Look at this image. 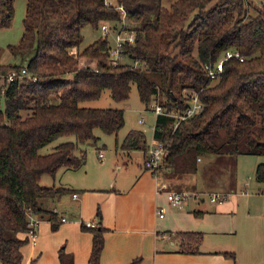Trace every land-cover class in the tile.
<instances>
[{"label":"trees","instance_id":"1","mask_svg":"<svg viewBox=\"0 0 264 264\" xmlns=\"http://www.w3.org/2000/svg\"><path fill=\"white\" fill-rule=\"evenodd\" d=\"M28 0L24 33L10 46L22 65L0 64V264H23L30 214L59 228V214L46 204L69 192L45 187L43 175L59 169H78L85 154L76 156V144L97 141L95 130L115 134L125 126V113L114 108H86L80 103L99 99L109 90L115 101L129 98L133 85L149 105L153 96L163 97L166 108L184 110L186 94H199L200 114L174 129V119L156 117L154 139L163 141L169 156L165 169L173 177L195 173L198 159L213 157L204 172L216 183L227 172L229 190L236 184L241 155L264 157V12L251 15L248 0ZM169 3V4H167ZM15 0H0V29L12 26ZM126 24L135 32V43L126 45L129 58L146 63L147 69L108 63L110 41L101 37L82 48L83 30L103 23ZM238 51L243 61L228 59L217 80H211L204 64L216 62L228 51ZM26 68L32 79L13 72ZM36 79V80H33ZM1 96L5 106L2 107ZM62 137H74L47 154L40 150ZM145 134L130 131L116 149L145 151ZM264 184V162L255 171ZM216 181V182H215ZM94 227L81 223L92 234L88 264H100L107 229L98 209ZM179 251L200 253L204 235L177 232ZM224 256L236 260L234 253ZM60 264H74L63 248ZM141 259L131 264H140Z\"/></svg>","mask_w":264,"mask_h":264},{"label":"crops","instance_id":"2","mask_svg":"<svg viewBox=\"0 0 264 264\" xmlns=\"http://www.w3.org/2000/svg\"><path fill=\"white\" fill-rule=\"evenodd\" d=\"M117 152L120 155L118 171H129L132 166L129 162L134 160L131 155L133 151L117 149ZM206 159L214 161L213 157ZM201 160L198 159L199 162ZM204 172L205 168H202V186L210 190L205 184ZM118 175H114L118 186L80 187L77 192L71 191L47 202V208L59 214L62 225L57 236H53L50 222L36 216L39 224L33 245L41 252L40 264H60L59 248L63 244L65 252L73 256L74 264H88L92 234L83 231L81 223H96L98 209L102 213V225L107 229L100 264H131L136 259H141L140 264H264V214L253 217L251 213L248 214L251 220L245 235L243 231L246 250H242L236 242L229 245L224 243V240L238 233L235 225L224 224L225 217L235 212L234 201L238 195L234 196L233 202L228 198L209 207L193 200L196 205L190 208L188 204L191 200H188L182 208H174L169 204L168 185L182 181L189 174L173 177L165 169L155 176L146 171L142 164L140 170L133 171L121 181ZM161 175L166 181L161 179ZM236 188L237 180L233 190L222 191L236 194ZM62 202L68 204L66 209L59 208ZM227 203L230 207H226ZM171 207L177 209L171 211V218L168 220L165 215L160 218V210L163 209L165 214ZM177 232L202 233L204 239L200 253L179 251ZM25 235L28 233L20 234V237ZM224 253H234L236 260L224 256Z\"/></svg>","mask_w":264,"mask_h":264},{"label":"rangeland","instance_id":"3","mask_svg":"<svg viewBox=\"0 0 264 264\" xmlns=\"http://www.w3.org/2000/svg\"><path fill=\"white\" fill-rule=\"evenodd\" d=\"M107 3L116 6V0H106ZM251 6V15H257L259 11L264 12V0H248ZM28 0H15V15L12 26L5 29H0V64L8 66L22 65L20 58L13 57L9 47L13 45H18L21 41L24 33V19L26 16ZM169 4V3H167ZM103 25V24H102ZM101 25V26H102ZM111 31L108 34V40L111 45L115 43V32L121 29V24L119 23H109ZM124 30L132 31L129 26L122 27ZM121 29V30H122ZM103 33L101 27L99 29H94L91 26H87L83 30L84 42L82 48L87 47L96 40L102 37ZM226 58V53L220 58L224 61ZM4 84V80H0V85ZM163 97H161V102ZM1 104L4 108L5 102L3 96H1ZM81 107L86 108H114L121 109L125 113V126L119 132L118 136L115 134H106L101 129L95 130V136L97 141H88L83 144H76L74 137H62L53 143L43 147L40 150L41 155H47L51 153L56 146L61 143L72 141L76 144V156L80 157L85 154V163L78 169H59L54 175L45 174L42 177L41 184L45 187H63L70 189L71 191H79L80 187H106L112 188L117 185L116 175H118L119 181L122 178H126L128 174L133 173V171H138L142 167L144 160V151L132 152L134 160L129 162L132 165L129 171H118V166L120 164V155L116 149V143H122L125 136L132 130L141 131L145 134L148 144H151L154 138V129L156 123V115L150 110V106L143 103L139 97L136 85L132 86L130 96L125 101H115L110 94L109 90H105L102 96L93 101H87L80 103ZM144 120L145 123L141 121ZM100 153L103 157L100 158ZM124 156V155H121ZM126 156V155H125ZM127 158V157H126ZM128 159V158H127ZM261 162H264V157L257 155H241L238 158V164L236 169V180L237 188L236 194L231 192L230 202H233L235 195H238L236 202L234 201L235 212L229 217H225V226L235 225L238 233L232 235L228 240H224L225 244L238 243V246L243 250H246V244H244L243 231L245 235V230L250 223V217L248 214L260 216L264 214V184L258 183L255 177V171ZM212 166V162L209 160L198 161L199 170L197 173H192L183 178L180 182L171 183L168 185V192H188V193H201L200 204L209 207L215 205L211 203L209 193L212 191H230L229 190V177L228 173L225 172L221 177L217 178L216 183H211L205 181L207 188L210 190H205L202 186V168L205 170ZM115 175V176H114ZM162 180H165L163 175L160 176ZM166 181V180H165ZM118 186V185H117ZM64 198V197H63ZM188 206L194 207L196 204L193 200L189 201ZM203 202V203H202ZM68 204L62 202L59 206L60 209H66ZM226 207H230L229 203ZM225 207V208H226ZM233 207V206H231ZM172 208V207H171ZM177 209H169L165 213L166 218L169 220L171 218V211ZM167 220V221H168ZM253 222V221H252ZM50 232L53 236H57L60 228L61 221L59 222V228L57 230H52L51 224ZM40 231V230H39ZM38 231V234H39ZM27 240L25 245L22 247L21 251L23 254V264H40L41 252L36 250L33 242L30 240L28 235L21 237ZM227 238V237H226ZM65 249V244L59 248V252ZM66 251V249H65ZM245 252V251H244Z\"/></svg>","mask_w":264,"mask_h":264},{"label":"built area","instance_id":"4","mask_svg":"<svg viewBox=\"0 0 264 264\" xmlns=\"http://www.w3.org/2000/svg\"><path fill=\"white\" fill-rule=\"evenodd\" d=\"M107 3V1H106ZM111 5L110 3H107ZM122 12L121 19V29L126 26V11L122 7H117ZM109 23H103L101 26V31L103 33L102 37L108 38V34L111 28ZM119 30L115 32V43L111 45L109 43L108 50V63L112 66H119L123 64L130 65L133 69H147L145 62L138 59L129 58L128 53H126V45H133L135 43V32L129 30ZM237 59L243 61L244 58L238 51H228L226 53V58L224 61L218 60L216 62H209L204 64V71L211 80H217L219 76L224 71V62L228 59ZM17 77L20 79L28 78L32 79L31 75L28 73L26 68H23L20 73L13 72L9 74L6 78L7 83L13 82ZM36 80V79H33ZM187 105L184 110H178L176 108H166L162 105L160 95L153 96L149 105L150 110L154 112L157 116L165 115L174 119V129H176L182 122H186L190 118L200 114L203 110V105L199 99V94L193 91H189L186 94ZM145 123L144 120L141 121ZM169 156V151L167 150L165 143L163 141H158L153 138L151 144H148L147 149L144 151L143 167L146 171L153 173L157 176L159 173L165 170L166 161ZM103 154L100 153V158ZM199 160H201L199 158ZM201 193H188V192H175L169 194V204L174 208H182L188 200H200ZM231 192L225 191H214L209 193L210 201L213 204H220L228 200ZM74 198L77 197L76 194L73 195ZM160 218L164 217V210L161 209ZM29 232L28 237L35 243L37 238V227L39 224V219L36 216L30 214L29 218ZM64 221V220H63ZM88 227H94L95 224L92 222L87 223Z\"/></svg>","mask_w":264,"mask_h":264}]
</instances>
